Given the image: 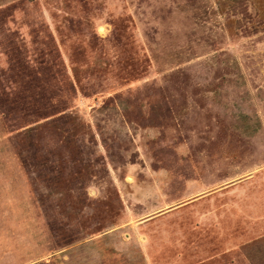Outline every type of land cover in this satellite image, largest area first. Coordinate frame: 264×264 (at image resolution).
I'll use <instances>...</instances> for the list:
<instances>
[{
    "label": "rangeland",
    "instance_id": "374dc122",
    "mask_svg": "<svg viewBox=\"0 0 264 264\" xmlns=\"http://www.w3.org/2000/svg\"><path fill=\"white\" fill-rule=\"evenodd\" d=\"M0 264H264V0H0Z\"/></svg>",
    "mask_w": 264,
    "mask_h": 264
},
{
    "label": "bare ground",
    "instance_id": "6f19581e",
    "mask_svg": "<svg viewBox=\"0 0 264 264\" xmlns=\"http://www.w3.org/2000/svg\"><path fill=\"white\" fill-rule=\"evenodd\" d=\"M7 19V18H6ZM7 74V73H6ZM50 161V160H49Z\"/></svg>",
    "mask_w": 264,
    "mask_h": 264
}]
</instances>
